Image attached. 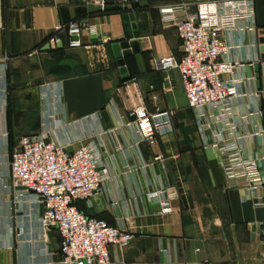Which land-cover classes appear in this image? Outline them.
Instances as JSON below:
<instances>
[{
  "label": "crops",
  "instance_id": "1",
  "mask_svg": "<svg viewBox=\"0 0 264 264\" xmlns=\"http://www.w3.org/2000/svg\"><path fill=\"white\" fill-rule=\"evenodd\" d=\"M181 1L144 0L124 11L85 0H0V264H63L57 231H41L43 206L10 184L11 146L41 133L60 146L98 148L107 180L76 207L133 235L124 251L109 249L112 264H264L256 228L264 188H227L220 152L231 143L264 181V0H250L253 19L225 36L240 96L227 111L201 116L188 107L179 73L153 65L180 56L178 35L159 12ZM125 15L139 33V52L125 58L127 81L113 52ZM71 22L87 25L81 47L69 49L65 31L51 44L54 28ZM126 82L147 113H172V130L151 146L129 116Z\"/></svg>",
  "mask_w": 264,
  "mask_h": 264
},
{
  "label": "built area",
  "instance_id": "2",
  "mask_svg": "<svg viewBox=\"0 0 264 264\" xmlns=\"http://www.w3.org/2000/svg\"><path fill=\"white\" fill-rule=\"evenodd\" d=\"M144 0H85L101 10L118 8L126 11ZM181 1V0H180ZM164 27L175 29L181 53L157 57L153 65L158 73L177 71L180 75L187 104L197 115L205 108L219 107L227 111L238 98V81L233 75L234 61L227 57L230 49L225 36L230 35L241 21L253 19L250 0H191L178 2L159 12ZM87 25L71 22L57 26L49 41L57 44L58 34L66 32L69 49L80 48L81 35ZM130 82L124 83L129 102V116L141 141L149 146L156 138L172 130L169 111L147 113L139 103V95L132 93ZM226 187H245L262 190L264 181L257 178V164L241 159L231 143L220 148ZM9 178L14 191L26 193L43 206L39 219L46 235L56 230L60 239L63 264H112L109 249L119 252L129 247L133 235L110 227L106 222L80 212L77 202H88L99 194L107 180V171L100 168V153L92 141L76 148L60 146L44 133L23 136L9 157ZM164 192H156L155 197ZM162 210L168 202H160ZM263 207L260 201L256 204ZM264 242V221L256 225Z\"/></svg>",
  "mask_w": 264,
  "mask_h": 264
},
{
  "label": "water",
  "instance_id": "3",
  "mask_svg": "<svg viewBox=\"0 0 264 264\" xmlns=\"http://www.w3.org/2000/svg\"><path fill=\"white\" fill-rule=\"evenodd\" d=\"M125 38L120 43L113 46L114 58L116 60V65L119 67L120 73L123 75L122 80L127 81L128 76H126L125 70V58L135 55L139 52L137 39L139 38V33L135 31L134 17L133 15H125Z\"/></svg>",
  "mask_w": 264,
  "mask_h": 264
},
{
  "label": "rangeland",
  "instance_id": "4",
  "mask_svg": "<svg viewBox=\"0 0 264 264\" xmlns=\"http://www.w3.org/2000/svg\"><path fill=\"white\" fill-rule=\"evenodd\" d=\"M9 140L11 141V143H12V141H14V139H12V138H9ZM11 147H13L12 150L15 148V146H11Z\"/></svg>",
  "mask_w": 264,
  "mask_h": 264
}]
</instances>
